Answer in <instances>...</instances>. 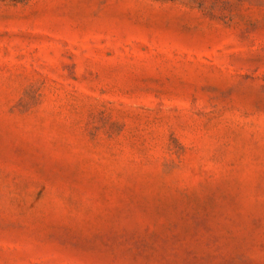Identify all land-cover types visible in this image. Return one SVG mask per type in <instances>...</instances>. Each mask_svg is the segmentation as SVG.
Listing matches in <instances>:
<instances>
[{
    "label": "rangeland",
    "instance_id": "374dc122",
    "mask_svg": "<svg viewBox=\"0 0 264 264\" xmlns=\"http://www.w3.org/2000/svg\"><path fill=\"white\" fill-rule=\"evenodd\" d=\"M0 264H264V0H0Z\"/></svg>",
    "mask_w": 264,
    "mask_h": 264
}]
</instances>
